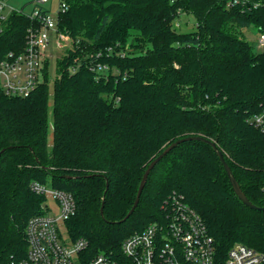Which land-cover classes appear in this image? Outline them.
<instances>
[{"label": "trees", "instance_id": "trees-1", "mask_svg": "<svg viewBox=\"0 0 264 264\" xmlns=\"http://www.w3.org/2000/svg\"><path fill=\"white\" fill-rule=\"evenodd\" d=\"M182 13L195 17L194 31L175 28ZM38 23L10 14L0 59L24 53ZM251 25L264 34V0H60L58 29L72 46L53 84L46 62L29 96L0 89V264L27 255L28 222L45 213L34 183L74 197L66 229L89 257H120L127 238L166 223L177 202L203 218L217 264L238 243L264 256V130L254 123L264 110V50L244 38ZM191 136L217 144L261 209L240 201L212 147L187 141L156 165L120 224L150 163Z\"/></svg>", "mask_w": 264, "mask_h": 264}, {"label": "built area", "instance_id": "built-area-1", "mask_svg": "<svg viewBox=\"0 0 264 264\" xmlns=\"http://www.w3.org/2000/svg\"><path fill=\"white\" fill-rule=\"evenodd\" d=\"M34 9L27 13L38 19L37 27L27 34L24 53H9L0 59V89L7 95L27 97L44 81L47 53L51 35L56 34L57 47L60 38H67L58 29L55 19L46 7L48 0H32ZM63 8L65 5H61ZM22 13L10 0H0V32L12 13ZM59 12V11H58ZM260 46L264 47V34ZM100 70L107 67L100 66ZM256 126L264 130V110L255 117ZM32 190L42 196L53 197L59 215L44 205L45 213L31 218L27 225L28 251L20 260L9 264H217L216 246L201 215L184 203L177 202L166 223L151 226L127 238L121 256L100 253L85 255L87 243L72 240L66 229L77 204L74 197L63 190L34 183ZM63 229L66 233H63ZM224 264H264V256L245 244H235L228 252Z\"/></svg>", "mask_w": 264, "mask_h": 264}, {"label": "rangeland", "instance_id": "rangeland-1", "mask_svg": "<svg viewBox=\"0 0 264 264\" xmlns=\"http://www.w3.org/2000/svg\"><path fill=\"white\" fill-rule=\"evenodd\" d=\"M11 5L18 9H22L25 13H31L34 9V3L32 0H10ZM46 7L50 9V14L53 18L58 17V11L60 7V0H48ZM196 19L191 14L182 13L174 20V26L176 29L182 32L194 31L196 28ZM244 38L254 47V50L261 52L264 50V47L260 46L261 32L257 27L251 25L243 29ZM57 37L53 33L51 35V44L47 53L46 62H49V72H50V83L51 85L57 78L58 62L63 57L64 54L72 46V39L67 37L65 39L60 38L61 48L57 47ZM45 205L49 206L53 214L59 215V208L55 199L51 196L46 197ZM63 233H66V230L63 229Z\"/></svg>", "mask_w": 264, "mask_h": 264}, {"label": "water", "instance_id": "water-1", "mask_svg": "<svg viewBox=\"0 0 264 264\" xmlns=\"http://www.w3.org/2000/svg\"><path fill=\"white\" fill-rule=\"evenodd\" d=\"M187 141H202L206 144H208L210 147H212V149L217 153L221 163L223 164L225 171L228 175L229 181L234 189L235 194L237 195V197L240 199V201L243 202L244 205H246L247 207L251 208V209H261L256 207L255 205L252 204V202H250V200L247 198L246 194L244 193V191L242 190L239 182L237 181L235 175L233 174L229 164L227 163V161L225 160L222 152H220V150L218 149V146L215 142L203 138V137H196V136H191V137H186V138H182L179 139L175 142H173L172 144H170L168 147L165 148V150L158 156L156 157L148 166L142 181L140 183L139 189H138V193H137V197H136V201L134 206L132 207V209L129 211V213L127 214V216L121 220L119 223H124L126 222L135 212V210L137 209V207L139 206L140 203V199L142 196V193L144 191V188L148 182V178L151 174V172L154 170V168L156 167V165L163 160L172 150H174L176 147H178L180 144L187 142ZM264 209V208H263ZM103 212V208L101 210Z\"/></svg>", "mask_w": 264, "mask_h": 264}]
</instances>
